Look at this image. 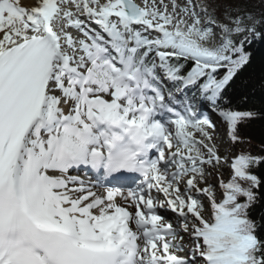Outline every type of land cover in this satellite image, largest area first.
Returning <instances> with one entry per match:
<instances>
[{
  "label": "snow or ice",
  "instance_id": "snow-or-ice-1",
  "mask_svg": "<svg viewBox=\"0 0 264 264\" xmlns=\"http://www.w3.org/2000/svg\"><path fill=\"white\" fill-rule=\"evenodd\" d=\"M255 7L0 0V264H264V225L251 216L264 150L232 160L218 202L214 186L200 187L205 166L223 162L216 126L187 96L171 107L160 75L176 92L195 89L240 143L264 112L222 105L264 43V0Z\"/></svg>",
  "mask_w": 264,
  "mask_h": 264
},
{
  "label": "trees",
  "instance_id": "trees-1",
  "mask_svg": "<svg viewBox=\"0 0 264 264\" xmlns=\"http://www.w3.org/2000/svg\"><path fill=\"white\" fill-rule=\"evenodd\" d=\"M239 2L245 6L247 11H259L255 7L257 0H239ZM250 51L252 52L251 62L238 73L231 87L226 90L222 107L264 112V43L253 44ZM191 67L192 62L189 61L185 65V69L182 70V74H186ZM195 91L193 88L188 89L192 98H199L198 94L194 95ZM239 132L241 142L233 143L236 156L249 152L259 154L264 150V117L246 123L239 129ZM242 144H244L243 148L241 147ZM257 174L264 175V168L257 169ZM251 216L257 223L264 225V220H261L264 217V199L252 209ZM261 231L264 232V227L261 228Z\"/></svg>",
  "mask_w": 264,
  "mask_h": 264
},
{
  "label": "rangeland",
  "instance_id": "rangeland-1",
  "mask_svg": "<svg viewBox=\"0 0 264 264\" xmlns=\"http://www.w3.org/2000/svg\"><path fill=\"white\" fill-rule=\"evenodd\" d=\"M170 2H171V0H165V3L170 4ZM177 3H183V0H177ZM161 80H163V79L161 78ZM163 83L166 85L165 82H163ZM177 94L178 95L174 96L175 101L177 99H179V97H180L179 95L181 94V92H177ZM185 97H186V95L182 94L181 100L185 99ZM210 105H211V103L206 101V100H202V101L198 100L196 105H195V107H196L195 111H196L198 116L207 115L212 120V122L215 124L216 127H215V130L213 131V138H214L213 142L217 145L218 150H219V154L221 155L223 162L220 166L215 167V168L210 167V166H205L206 173H207L206 181L204 183H201L200 187L203 188L205 186H208L209 184L214 186L216 199L218 202H220L222 200V189L220 187V182L221 181L227 182L229 180L230 175L233 174L232 170L230 168V164H231V160L235 159L236 152L233 149V143L227 138L226 123L222 121V119L219 117V115L217 113L212 112L209 109ZM196 136H197V138H199V133H196ZM241 147L243 148L244 144H242ZM204 151H206V150H204ZM173 170H175V169H173ZM180 187H181L182 191H184L183 181L181 182ZM160 195L162 197L161 199H164L163 194L161 193ZM204 204L206 206L208 205L207 199L204 200ZM166 211L167 210H165V209H160L159 213L161 215H163L166 218V220L171 222L172 218L169 219V217L166 215ZM170 213H172V212H170ZM204 215H205V217L207 216L206 218H210V212L205 211ZM176 226H174V227H176ZM186 243H188V241ZM181 255H185L184 252L181 253Z\"/></svg>",
  "mask_w": 264,
  "mask_h": 264
},
{
  "label": "bare ground",
  "instance_id": "bare-ground-1",
  "mask_svg": "<svg viewBox=\"0 0 264 264\" xmlns=\"http://www.w3.org/2000/svg\"><path fill=\"white\" fill-rule=\"evenodd\" d=\"M35 2H36V0H22V3H23V4H26V5H32V4H34ZM137 2L142 4V1H141V0H137ZM218 141H219V140H218ZM166 156H167V153H166ZM99 191H103V190H102V189H99ZM181 192H183L182 189H181ZM153 194H154V195H157V194L155 193L154 190H153ZM158 195H159V198L161 199V198H162L161 195H160V194H158ZM117 203H118V204H121L122 206H125L124 202H122L121 199H120L119 197H117ZM134 208H135V207H130L129 210L132 211V212L134 213L135 210H136V209H134ZM95 211H96V210H94V212H95ZM166 215L169 217V219L172 218V221H171V222H173L174 226H176V225H177V221H178V217L176 216V214H173V213H170L169 211H166ZM206 217H207V216H206ZM206 217H205V218H206ZM133 226H134V225H133ZM187 241H188V239H187V236H186V234H185L184 243L187 244V243H186Z\"/></svg>",
  "mask_w": 264,
  "mask_h": 264
}]
</instances>
